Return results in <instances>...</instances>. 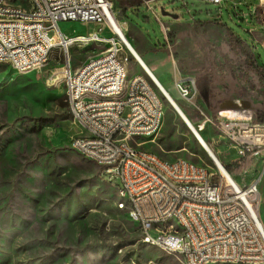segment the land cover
<instances>
[{
    "label": "rangeland",
    "instance_id": "rangeland-1",
    "mask_svg": "<svg viewBox=\"0 0 264 264\" xmlns=\"http://www.w3.org/2000/svg\"><path fill=\"white\" fill-rule=\"evenodd\" d=\"M109 1L124 32L137 33L140 54L161 81L165 77L169 86L162 83L176 104L223 167H230L225 170L244 183L241 173L234 171L238 163L234 149L212 122L228 99L249 101L255 114L264 111V84L253 70L244 76L243 54L231 50L224 23L214 13L243 39L248 34V47L258 66L264 63V29L245 31L253 27L248 23V8L229 0L220 4L151 0L157 18L147 10V0ZM160 7L177 18L162 15ZM253 17L259 21L264 15L257 8ZM207 19L205 26L197 22ZM97 26L58 22L66 35L88 34ZM103 30L99 44L88 41L69 47L73 66L102 54L106 45L102 39L111 33L108 27ZM53 33L50 29L49 34ZM62 71L63 53L58 49L38 69L22 72L0 63V264H182L176 255L141 242L137 223L127 209L117 206L120 181H109L103 168L71 148L70 139L80 133V126L68 106ZM134 72L145 74L131 57L128 74ZM185 75L196 81L191 100L181 98L170 86ZM157 92L164 102L160 128L137 142L165 159L185 158L217 171ZM206 118L211 121L202 124ZM254 166L262 169L264 165L255 162Z\"/></svg>",
    "mask_w": 264,
    "mask_h": 264
},
{
    "label": "built area",
    "instance_id": "built-area-1",
    "mask_svg": "<svg viewBox=\"0 0 264 264\" xmlns=\"http://www.w3.org/2000/svg\"><path fill=\"white\" fill-rule=\"evenodd\" d=\"M1 1H8V8H1ZM150 1L144 4L157 18ZM34 2L35 13L26 14L27 1L0 0V63L25 72L42 67L54 49L62 51L66 99L80 126V133L70 139L71 148L95 161L109 181H120L117 188L130 195L126 209L138 225L140 239L165 246L185 264L222 263V259H230V264H264V231L258 214L261 169L253 165L241 170L244 183L231 175L234 183L222 168L204 171L189 159L173 161L143 148L137 140L158 132L164 102L155 99L157 89L145 74H128L131 57L109 27L111 15L115 17L112 2ZM60 21L94 22L101 33L110 29L103 58L87 71L71 64L69 47L88 41L99 44L100 35L94 30L66 35L58 27ZM43 44H52L48 57H41ZM117 77H124L125 85H117ZM97 86H104V94H97ZM173 87L185 100H191L197 88L189 75L176 78ZM217 115L212 124L237 160L250 155L254 164L264 165V122L233 106ZM210 121L206 118L202 124ZM164 216H171V223H164ZM172 220H180V229H173Z\"/></svg>",
    "mask_w": 264,
    "mask_h": 264
},
{
    "label": "bare ground",
    "instance_id": "bare-ground-1",
    "mask_svg": "<svg viewBox=\"0 0 264 264\" xmlns=\"http://www.w3.org/2000/svg\"><path fill=\"white\" fill-rule=\"evenodd\" d=\"M26 1V0H25ZM28 6L26 7V14H34L36 10V3L34 0H28L27 1ZM1 8H8V1H1ZM109 27L110 29L119 37L122 39V43L124 47L126 48L127 52L130 54L131 57H134L136 62L139 64L141 69L144 71V73L147 75V77L151 80L153 85L158 89V91L161 92V94L167 99V101L170 103L171 107L174 109V111L177 113V115L180 117L184 125L187 127V129L190 131V133L194 136V138L198 141L199 145L203 148V150L207 153V155L211 158V160L216 164L217 167L222 168L224 170V173L227 175L229 179H231L234 183H236L235 179L229 174L227 170L223 167L215 153L213 152L212 148L209 146V144L206 142V140L202 137L198 129L194 126L192 121L186 116V114L183 112V110L176 104L172 96L170 95L169 90L164 86L162 81L156 76L154 71L149 67L147 62L140 56V54L136 51V49L133 47L129 39L127 38L126 34L124 33L123 29L115 19L111 15L110 18ZM101 34V28L94 29V35H100ZM105 36V35H104ZM100 39V37H99ZM102 41L107 42V38H103ZM52 51V44H43L41 47V57H48V54ZM103 58V52L101 55L95 56L93 58H90L86 60L83 64L79 65V71H87V68H90L91 66L95 65L97 61ZM17 71H21L19 68H14ZM117 85H125V78L124 77H117ZM97 94H104V86H97ZM167 95L168 98L165 96ZM173 101V104L170 102V100ZM155 99H162L161 96L157 91H155ZM226 114L229 115H235L233 111H225ZM183 114V115H182ZM183 116V117H182ZM200 127V125H199ZM208 150H205V148ZM77 153L81 154L83 157L93 161L88 155H85L79 151H76ZM215 159V161L213 160ZM173 161H183V158H176L173 159ZM95 164L96 162L93 161ZM204 171H210L206 167H204ZM119 201L117 203L118 208L126 209V207H130V195H122L119 191V188L117 189ZM129 212V209H127ZM261 223V220H259ZM164 223H171V216H164ZM172 227L173 229H180V220H172ZM261 227L264 231V227L261 223ZM142 243L161 248L167 252H169V249H167L165 246L154 244L150 239H140ZM171 253V252H169ZM176 255V254H174ZM182 264H185V260L182 258H178ZM222 263H230V259H222Z\"/></svg>",
    "mask_w": 264,
    "mask_h": 264
},
{
    "label": "crops",
    "instance_id": "crops-1",
    "mask_svg": "<svg viewBox=\"0 0 264 264\" xmlns=\"http://www.w3.org/2000/svg\"><path fill=\"white\" fill-rule=\"evenodd\" d=\"M230 4L232 3H237V4H240V3H243L247 8H248V11H249V16H250V20L248 21V23H250V25H253V27H250L248 29H244L245 31L247 30H252V29H258V28H261V29H264V17L261 18L259 21H256L254 20V17H253V13L255 11V9H259L260 12L263 13L264 15V10H263V6H264V0H229ZM229 4V5H230ZM214 18H217L219 22H222V23H225L223 22V20L221 19V17L219 16V13L215 12L214 13ZM230 17V16H229ZM122 28V27H121ZM124 31V30H123ZM127 32V33H126ZM126 35H127V38H129V41L131 42V44L133 45V47L136 49V51L140 54L142 52V50L139 48V45H138V38L137 37V33H133L131 32L130 30L129 31H126L124 32ZM248 34H246L245 36V40L247 41L248 43ZM263 51H264V48H261ZM140 56L143 58V56L140 54ZM144 59V58H143ZM260 58H259V62H260ZM262 62V61H261ZM7 64V63H6ZM148 64V63H147ZM150 67V66H149ZM153 71V70H152ZM162 81L164 82L165 85L169 86V84L167 83V81L165 80V77L162 78ZM172 89H174V87L172 85H170ZM175 90V89H174ZM240 105V106H238ZM234 107L236 108L237 110H240V109H245V111L250 114V115H253V117H255V111H253L251 109V104L249 103V101L247 100H244V99H241V98H233V99H228V100H225L223 102V108H227V107ZM237 113H235L236 115ZM79 154V153H78ZM82 156V155H81ZM83 157V156H82ZM85 158V157H84ZM91 161V160H90ZM93 162V161H92ZM118 189V188H117ZM258 191H259V196H258V199H259V204H258V214H259V217H260V220H261V223L264 227V166L263 168L261 169V173H260V178H259V181H258ZM118 198V197H117ZM119 200V199H118Z\"/></svg>",
    "mask_w": 264,
    "mask_h": 264
},
{
    "label": "trees",
    "instance_id": "trees-1",
    "mask_svg": "<svg viewBox=\"0 0 264 264\" xmlns=\"http://www.w3.org/2000/svg\"><path fill=\"white\" fill-rule=\"evenodd\" d=\"M200 25L205 26L209 20H199L197 21ZM225 34L227 37V42L229 47L234 53H242L243 58L240 59V65L244 66L245 72L244 76H247L248 71L253 70L258 79L264 84V63L261 62V65L258 66L255 63V60L252 55L251 49L248 47V43L243 39L239 34H237L231 27L224 23ZM255 118L258 121L264 122V111H258L255 114ZM234 169L235 172L240 173L241 170L250 169L254 165V159L250 155H246L243 159L236 163ZM227 170L230 169L229 166L225 167ZM230 172V171H229Z\"/></svg>",
    "mask_w": 264,
    "mask_h": 264
},
{
    "label": "water",
    "instance_id": "water-1",
    "mask_svg": "<svg viewBox=\"0 0 264 264\" xmlns=\"http://www.w3.org/2000/svg\"><path fill=\"white\" fill-rule=\"evenodd\" d=\"M160 11H161V14L162 15H166V16H169V17H171V18H177V15L176 14H174V13H172V12H170V11H165V10H163V8L162 7H160ZM167 98H168V96L167 95H165ZM169 100H170V98H169ZM170 102L173 104V101L172 100H170ZM183 115V114H182ZM183 117V116H182ZM205 148V147H204ZM205 150H207L206 148H205ZM207 152H208V150H207ZM213 160L215 161V159L213 158ZM216 162V161H215Z\"/></svg>",
    "mask_w": 264,
    "mask_h": 264
}]
</instances>
